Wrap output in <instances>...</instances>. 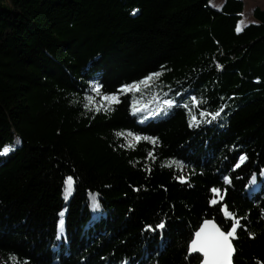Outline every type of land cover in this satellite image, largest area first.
Here are the masks:
<instances>
[{"label":"trees","instance_id":"1","mask_svg":"<svg viewBox=\"0 0 264 264\" xmlns=\"http://www.w3.org/2000/svg\"><path fill=\"white\" fill-rule=\"evenodd\" d=\"M244 9L0 0V264H199L190 240L204 219L230 227L224 204L240 221L233 264H264V9L237 31ZM156 71L109 111L83 106Z\"/></svg>","mask_w":264,"mask_h":264},{"label":"snow or ice","instance_id":"2","mask_svg":"<svg viewBox=\"0 0 264 264\" xmlns=\"http://www.w3.org/2000/svg\"><path fill=\"white\" fill-rule=\"evenodd\" d=\"M237 31H240L239 26L237 27ZM163 68V66H161ZM217 67H222L221 65H217ZM160 71L152 72L147 74L145 77H143L139 81H133L131 84H123L120 86V88L116 92L112 93H104L102 95V100L107 101V105H96V106H91L89 103H85L83 106L85 109L88 111H93V112H98L101 111L103 108L104 111H109L111 110V105L113 103H119V95L124 92V91H139L140 90V85H144L146 83H150L153 81L154 78H159L161 76ZM90 92L97 93L99 94L101 91V84L98 82H93V84L90 86L89 90ZM179 95V93H177ZM88 101H91L93 99L92 96H88L86 98ZM193 103H196V97H191ZM177 102L175 100H169V99H164L163 100V105H165L167 108H171L174 104ZM184 108L188 109L189 104L185 103L183 105ZM160 110V109H158ZM132 111L133 113H139L142 111V107L137 106V102L134 100L132 103ZM220 111H223L221 108L219 111L214 112V113H207V115H211L213 119H215L217 116H219ZM190 114V122H189V127L193 126H198L199 123L201 122L200 120L197 119L195 115H192L191 112ZM206 113L204 111L200 112V116L203 117L205 116ZM203 122H210V121H203ZM120 135H123V133H120ZM128 136L133 137L135 141H140L141 139L146 140V141H151L153 144L158 143V139L154 136H142L141 134H135L132 132L128 133ZM128 146L132 147L133 145L131 144V141H128ZM124 145H121L123 147ZM11 151L10 146H3L2 149H0V155H6ZM150 157L155 159V157L152 156V153L150 152L148 154ZM246 159V157L241 156L240 160L243 161ZM239 166V165H237ZM261 175H264V172L261 173ZM177 179L184 180L186 177L184 176H178ZM224 181L226 183H230V177L225 176L223 177ZM71 180L72 178L69 177L68 180L65 182L66 183V188L65 191H70L71 190ZM253 181H255V177H253ZM210 191L212 193H219L221 190L218 188H211ZM93 199V204L92 206L94 208H99V203L95 199V195L92 196ZM222 200L223 197H220ZM209 203L211 205H217L218 200L216 196H213ZM221 211L224 213V216L227 218H230V227L225 230L220 224L216 223L213 219H204L203 222L199 225L198 229L194 232V237L190 240L188 251L190 254H198L202 255V259L200 260L199 264H233V256L235 253V248L232 243V240L235 238V234L237 231V228L240 226V221L238 218H236L235 214L229 210V207L224 204L221 206ZM62 215V214H61ZM61 229L60 231H63V221L61 220ZM165 224L163 221H161L159 224L155 226V229H164ZM147 228L155 230L152 228L151 225H148ZM250 235H252L250 233ZM59 239V236L57 237ZM11 259L15 260V257L12 256L10 257Z\"/></svg>","mask_w":264,"mask_h":264},{"label":"rangeland","instance_id":"3","mask_svg":"<svg viewBox=\"0 0 264 264\" xmlns=\"http://www.w3.org/2000/svg\"><path fill=\"white\" fill-rule=\"evenodd\" d=\"M225 0H209V7L214 9V10H219L221 6L223 5ZM245 2V9H244V14L242 16V20L239 22V28L240 30L250 23L252 21V11L254 8H260L264 9V0H243ZM149 83H146L142 86H146ZM135 90L131 91L134 92ZM128 93L129 91H125ZM130 93V92H129ZM66 185L64 187L63 193H62V198L65 202H68L70 195L72 194V187L70 191H65ZM63 221V217L61 218ZM61 222V221H60ZM59 227H61V224L59 223Z\"/></svg>","mask_w":264,"mask_h":264},{"label":"water","instance_id":"4","mask_svg":"<svg viewBox=\"0 0 264 264\" xmlns=\"http://www.w3.org/2000/svg\"><path fill=\"white\" fill-rule=\"evenodd\" d=\"M194 237V236H193ZM233 243V242H232ZM189 247V246H188ZM188 255L189 257H194V256H199L201 259H202V255H198V254H190L189 251H188ZM234 256H235V253H234ZM233 256V258H234Z\"/></svg>","mask_w":264,"mask_h":264}]
</instances>
